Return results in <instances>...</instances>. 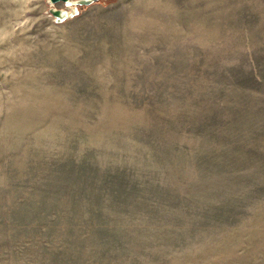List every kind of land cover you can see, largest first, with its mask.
<instances>
[{"label":"rangeland","instance_id":"1","mask_svg":"<svg viewBox=\"0 0 264 264\" xmlns=\"http://www.w3.org/2000/svg\"><path fill=\"white\" fill-rule=\"evenodd\" d=\"M46 10L0 0V264H264V0Z\"/></svg>","mask_w":264,"mask_h":264},{"label":"water","instance_id":"2","mask_svg":"<svg viewBox=\"0 0 264 264\" xmlns=\"http://www.w3.org/2000/svg\"><path fill=\"white\" fill-rule=\"evenodd\" d=\"M100 1L102 0H44V3L47 5L46 14L52 17L54 23L59 24L79 15L85 6ZM58 3L63 6L58 7Z\"/></svg>","mask_w":264,"mask_h":264},{"label":"trees","instance_id":"3","mask_svg":"<svg viewBox=\"0 0 264 264\" xmlns=\"http://www.w3.org/2000/svg\"><path fill=\"white\" fill-rule=\"evenodd\" d=\"M109 1H110V0H109ZM101 2L105 3V2H108V1H103V0H102Z\"/></svg>","mask_w":264,"mask_h":264},{"label":"bare ground","instance_id":"4","mask_svg":"<svg viewBox=\"0 0 264 264\" xmlns=\"http://www.w3.org/2000/svg\"><path fill=\"white\" fill-rule=\"evenodd\" d=\"M47 94V93H46Z\"/></svg>","mask_w":264,"mask_h":264}]
</instances>
